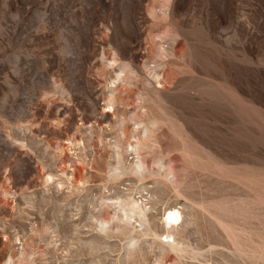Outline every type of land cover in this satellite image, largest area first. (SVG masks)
Returning a JSON list of instances; mask_svg holds the SVG:
<instances>
[{
    "label": "rangeland",
    "instance_id": "1",
    "mask_svg": "<svg viewBox=\"0 0 264 264\" xmlns=\"http://www.w3.org/2000/svg\"><path fill=\"white\" fill-rule=\"evenodd\" d=\"M138 150L145 170L126 171ZM154 193L183 208L177 253L146 234L165 207ZM131 199L143 223L127 221ZM4 234L27 242L30 264L263 255L264 0H0V264L22 247Z\"/></svg>",
    "mask_w": 264,
    "mask_h": 264
},
{
    "label": "bare ground",
    "instance_id": "2",
    "mask_svg": "<svg viewBox=\"0 0 264 264\" xmlns=\"http://www.w3.org/2000/svg\"><path fill=\"white\" fill-rule=\"evenodd\" d=\"M168 3H169V0H164V6H167ZM150 13H151L150 15H153V17H154L155 11L152 10V11H150ZM163 36L165 37L166 35L164 34ZM151 40L153 42H155V43H159V45L155 48V54H156V57L157 58H162L164 56V50L165 49L161 45V42L157 41V40H162V36L161 35H155ZM114 64H118V62L115 60V56H113V59L111 61H108L106 64L103 63V66L104 67H106V66H113ZM148 74L151 77H153L154 80L157 81V84H160V82H161V80H160L161 74H159L157 72V70H152L151 69L150 71H148ZM129 75L130 74H128V66L125 63L120 64L119 65V69H118V74L116 75V77H115V79H114L113 82H115L117 80L123 79V76L125 78H127V77H129ZM104 103H105L104 109L113 110V107H114V105L116 103L115 93H114L113 90H110L105 95V97H104ZM67 142H68V145H70V146L67 147V149H69V151L71 149V145L74 147V146L80 144V141L79 140H76V139L68 140ZM126 152H129V148L128 147L126 149ZM119 154H121V153H119ZM140 156H141V154H140V152L138 150V152H137V158H138L137 159V162L134 163V164H132L130 167L126 168V171L129 170L132 173H141L142 171L145 170L144 160ZM121 159H122V157H121ZM117 166H120V163H117ZM44 179H45V181H44L45 184H48V183L51 182V180H53V176L49 174ZM174 188L172 187V189L176 191V189H174ZM154 194H156V193H154ZM149 195L153 198V196L151 195V193ZM156 195L158 197L159 196V193H157ZM156 195H155V197H156ZM178 195H180V194H178ZM160 196H161L160 198L158 197L156 200L153 201V206H155L159 201H162L164 203L163 205L165 207L162 210L163 212H162L161 219L159 220L158 223L157 222L155 223L153 220H152L153 222L152 221L148 222V225L146 226V232H147L146 234L148 236H151L153 238L152 242H154L156 244V246L160 249V251H161L160 252V255L161 256H164V255L168 254L171 251H175L176 253L179 252V251H181L180 245L181 244H187L188 242H187V237L184 235V226H183V215H184V212H183V208L180 207L177 204L171 205V204L165 203V200L162 198V195H160ZM129 198H131V197H129ZM125 200H126V198H125ZM167 204L170 205V206H167ZM122 208L125 211V217H126L127 221L130 218H133V217L138 218V222H140V223H143L145 221V218H146V209L147 208L145 209V206H143V202L140 203V201L139 200H136V199L127 200V201H125L122 204ZM192 215L194 216V214H192ZM103 217H105V216H103ZM153 217L156 218V216H153ZM113 219H114V216H111L110 218L100 219L98 226L100 228H104V226L110 224V222ZM194 224H195V222H194ZM118 228H119V230L121 232V235H126L127 234V232H125V231H127V227H125V226L124 227L119 226ZM131 235H133V234H131ZM3 238L5 240H7V241L14 242L16 245H17V242L19 243V245H22V247L19 248L16 253L15 252H12V253H15L14 255H12V254L8 255L3 264H14L16 257H17V259H16L17 261L16 262L18 264H23V263L30 264L31 263V258L33 256V252H29L28 249L26 248V243L27 242H25V244L23 242H21L20 236H18V235H14V237L12 238V240H9L8 239V236L6 234H4ZM124 238H126V237L124 236ZM126 250H127V248H126ZM237 256L240 257V258H242L243 260L245 258L248 259V261H250L251 264H264V254L261 255V256H256L254 253L249 252L246 249H242L239 246H237Z\"/></svg>",
    "mask_w": 264,
    "mask_h": 264
}]
</instances>
